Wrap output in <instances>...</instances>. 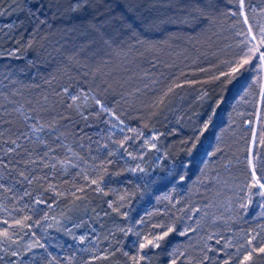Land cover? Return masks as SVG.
Returning a JSON list of instances; mask_svg holds the SVG:
<instances>
[{"label": "trees", "instance_id": "16d2710c", "mask_svg": "<svg viewBox=\"0 0 264 264\" xmlns=\"http://www.w3.org/2000/svg\"><path fill=\"white\" fill-rule=\"evenodd\" d=\"M245 17L264 26V0H0V196L31 211L42 193L107 235L132 216L122 246L114 235L111 256L84 264H236L249 234L264 241V197L248 187L253 168L264 178V65L214 78L238 59ZM101 105L157 133L144 171L131 170L123 152L134 148L119 146ZM67 151L102 176V191L62 170ZM158 223L175 231L139 250L135 233Z\"/></svg>", "mask_w": 264, "mask_h": 264}, {"label": "rangeland", "instance_id": "374dc122", "mask_svg": "<svg viewBox=\"0 0 264 264\" xmlns=\"http://www.w3.org/2000/svg\"><path fill=\"white\" fill-rule=\"evenodd\" d=\"M78 97L83 99L81 102L83 104L90 99L88 95H79ZM102 109L107 108L103 106ZM106 112L110 116L109 123L115 134H119V137L123 139L125 136L133 137L128 142L134 149L129 152L137 159L129 156L128 151H122L130 167L134 169L138 166L143 169L145 166L142 160L146 157L149 162L154 161L152 156L157 150V133L145 134L129 131L130 126L108 109ZM36 128L38 127L32 129L34 134H42L43 131H36ZM121 128L124 129L123 132L120 131ZM146 141L155 144V148L150 144L146 145ZM128 148L130 147L128 146ZM67 152H69L68 158L60 164L64 172L84 177L85 183L102 177L88 162L70 151ZM103 183H105L104 179L99 183L101 189H103ZM93 186L97 188V185ZM50 190L52 191V188ZM32 199V203L28 204V207L32 208V212L23 208V211H19L18 208L9 207L8 199L0 196V220L7 219L9 224H12L14 220H24V217H30V219L24 220L23 226L17 225L10 229L15 233L11 242L0 243V264H84L99 256L109 257L114 252V235H118V239L115 241L116 246H122L123 240L128 239L136 222L132 216L128 221L115 222L109 227L112 230L107 235L105 231L101 232L98 225L91 220L89 217L91 214H84L78 207L74 210L73 206L61 204L60 200L49 202L42 193ZM37 200L45 201V203L37 204ZM37 211L40 215L35 218L32 214ZM83 211L85 210L83 209ZM0 227H4V225H0ZM82 237L84 238L83 242H81ZM135 239L136 237L132 241L134 242ZM132 241L131 245H134Z\"/></svg>", "mask_w": 264, "mask_h": 264}, {"label": "snow or ice", "instance_id": "6c2138e0", "mask_svg": "<svg viewBox=\"0 0 264 264\" xmlns=\"http://www.w3.org/2000/svg\"><path fill=\"white\" fill-rule=\"evenodd\" d=\"M241 8H243V0H241ZM244 23L247 24V28L242 33H239V35L243 36L242 41L240 42V52L238 53V59L234 61H228L226 63L230 64V70L228 72H221L219 76L215 77L214 79L219 80L221 77H232L237 73H240L241 70H246L245 66H253V61H258L262 65H264V26L260 27L258 31H253V27L251 24H248L247 17L244 19ZM231 82V81H229ZM180 85H177L179 87ZM172 89H169L171 91ZM76 97H73V100H75ZM262 100H264V96L261 97ZM97 104L100 102L97 100ZM103 108V105H101ZM107 111V109H105ZM122 123V122H121ZM210 123V121H209ZM208 124H204V129L207 130ZM36 131H43V126H40L39 128L35 129ZM121 132L124 131L123 128L120 129ZM129 131H134L133 129H129ZM133 137L125 136L123 140L117 141L120 147H124V145L129 141L132 140ZM198 142V141H197ZM261 145H264V131L261 132L260 138L258 141ZM14 143V142H13ZM257 143V140L255 138V134L252 139V144L255 145ZM146 145L150 144L151 147L155 148V144H152L150 141L145 142ZM106 148L107 145H104ZM193 147H195V143L193 144ZM127 151V149H125ZM108 155H111V153H108ZM129 156H132L133 159H137L136 156H133L131 152H128ZM63 163V162H61ZM249 164H251V161H249ZM132 171H144L142 168L131 169ZM103 178L100 177L99 179H92L90 181V184L97 185V191H102L99 187V183ZM3 185H0L2 187ZM249 189H257L256 195L260 197H264V178L257 176L255 174V169H252V178L248 185ZM80 191H83V189H80ZM37 204L45 203V201L37 200ZM244 206V205H242ZM264 214V213H262ZM30 219V217H24V220ZM24 220H14L12 224H9V221L7 219L0 220V225H4V227H0V243H8L12 241L13 235H15L14 232L10 231L11 228L19 225L23 226ZM143 223V221H141ZM30 227V225H29ZM152 229L159 228L162 231L155 232V231H149L147 234H144L141 236L140 232H136L135 235L137 237H141V240L138 242V249H150V248H160L161 247V241H164L172 232L175 231L174 226L172 225H166L163 223H158L151 225ZM181 235H185L186 233H180ZM257 235H251L249 234V238L245 239L244 243L241 244L236 249V256L234 257L236 260V264H255V258L257 255H264V241L258 242V244H254L253 241L257 240ZM83 237L81 238V242H83ZM219 243V241H217ZM145 257L140 256L132 257V260L134 261V264H140V261L143 260ZM173 264H176L175 261H173ZM203 264V262H201ZM224 264H231V258L229 260H226Z\"/></svg>", "mask_w": 264, "mask_h": 264}]
</instances>
